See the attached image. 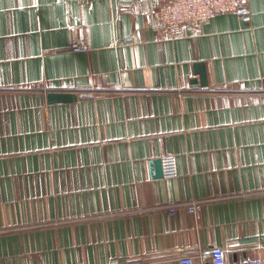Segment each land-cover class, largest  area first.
<instances>
[{"label":"crops","instance_id":"crops-1","mask_svg":"<svg viewBox=\"0 0 264 264\" xmlns=\"http://www.w3.org/2000/svg\"><path fill=\"white\" fill-rule=\"evenodd\" d=\"M170 1L0 0V264L264 260V0L157 28Z\"/></svg>","mask_w":264,"mask_h":264},{"label":"built area","instance_id":"built-area-1","mask_svg":"<svg viewBox=\"0 0 264 264\" xmlns=\"http://www.w3.org/2000/svg\"><path fill=\"white\" fill-rule=\"evenodd\" d=\"M250 0H171L163 3L154 11L157 28H177L201 23L210 20L221 13L229 11L247 12ZM71 49L77 53H84L91 50V47L82 40H75ZM164 177L178 176L180 168L175 156L166 155L162 158ZM176 206L169 208L175 211ZM201 202H194L188 205L191 213L198 214ZM178 264H231L228 252L221 248L202 253L199 259L191 254H185L177 259ZM248 264H264L261 258L249 259Z\"/></svg>","mask_w":264,"mask_h":264},{"label":"water","instance_id":"water-1","mask_svg":"<svg viewBox=\"0 0 264 264\" xmlns=\"http://www.w3.org/2000/svg\"><path fill=\"white\" fill-rule=\"evenodd\" d=\"M202 63L196 64V69L202 73V76L200 78L202 85H207V76H206V70H204V67H202ZM197 79H193L192 82L196 83ZM76 94L73 92H67V91H55L49 93L48 100L50 102L53 101H69L74 100L76 98ZM150 167H152L153 176L160 177L163 176V166H162V159H154L150 161Z\"/></svg>","mask_w":264,"mask_h":264}]
</instances>
